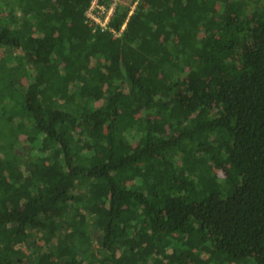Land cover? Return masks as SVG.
<instances>
[{
    "label": "trees",
    "instance_id": "16d2710c",
    "mask_svg": "<svg viewBox=\"0 0 264 264\" xmlns=\"http://www.w3.org/2000/svg\"><path fill=\"white\" fill-rule=\"evenodd\" d=\"M91 1L0 0V264H264V0Z\"/></svg>",
    "mask_w": 264,
    "mask_h": 264
},
{
    "label": "built area",
    "instance_id": "2783aa9c",
    "mask_svg": "<svg viewBox=\"0 0 264 264\" xmlns=\"http://www.w3.org/2000/svg\"><path fill=\"white\" fill-rule=\"evenodd\" d=\"M126 0H110L109 6L106 7L104 4L100 2V0H92L90 3V6L88 9L85 11V16L95 22L101 30L108 29L112 33L118 35L120 31L124 28L123 26L120 28V31L117 32L112 28L108 27V22L110 19V16L112 15L115 6L118 3H125ZM135 3L131 6V9H133ZM131 13V10L129 11Z\"/></svg>",
    "mask_w": 264,
    "mask_h": 264
},
{
    "label": "rangeland",
    "instance_id": "374dc122",
    "mask_svg": "<svg viewBox=\"0 0 264 264\" xmlns=\"http://www.w3.org/2000/svg\"><path fill=\"white\" fill-rule=\"evenodd\" d=\"M126 1H128V0H126Z\"/></svg>",
    "mask_w": 264,
    "mask_h": 264
}]
</instances>
